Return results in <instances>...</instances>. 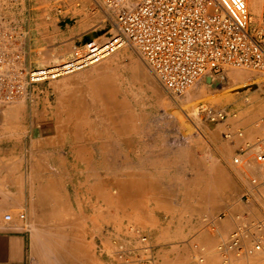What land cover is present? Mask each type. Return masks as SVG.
I'll use <instances>...</instances> for the list:
<instances>
[{
  "label": "rangeland",
  "instance_id": "rangeland-1",
  "mask_svg": "<svg viewBox=\"0 0 264 264\" xmlns=\"http://www.w3.org/2000/svg\"><path fill=\"white\" fill-rule=\"evenodd\" d=\"M258 5L261 20L264 0ZM10 23L27 32L28 60L33 66L52 63L91 38L105 41L115 33L112 22L93 0H0V26ZM82 35L83 41L73 40ZM103 64L109 70L97 78V96L115 93V126L108 113L102 116L104 123L61 121L70 114L68 94L61 89H55L50 97L35 92L33 100L0 104V163L19 162L26 177L23 190L27 197L16 213L31 235V264H126L114 250L117 243L141 245L140 235L132 227L150 238L152 247L146 251L149 264H191L199 257L205 258L201 264H223L215 250L222 239L210 250H202L205 244L196 246V234L190 232L193 216L197 212L206 215L215 196L229 202L227 208L218 209L215 221L240 206L244 209L246 192L256 179L260 208L251 203L260 219L264 218V163L251 152L247 163L235 164L238 144L223 137L227 122L210 119L201 110L204 106L237 109L238 117L229 121L244 127L248 134L261 135L264 89L255 84L260 77L253 70L227 67L224 73L215 78L206 75L182 96L173 97L130 45L97 66ZM81 71L48 82L54 84ZM38 86L35 88L41 91ZM132 136L145 137L152 152L168 150L178 161L176 165H181L180 169L152 170L150 178L153 183L165 172L174 176L177 184L172 187L179 197L176 209L181 217L166 218L163 208L154 202L143 216L125 191L130 171L98 170L97 164L88 162L101 149L128 150ZM195 150L197 162L188 164L189 153ZM42 152L53 155L54 162L36 163L35 154ZM45 172L50 177L40 178ZM226 176L229 194L223 190ZM170 177L166 175L169 182ZM206 227L204 223L200 231ZM162 258L165 261L161 263Z\"/></svg>",
  "mask_w": 264,
  "mask_h": 264
},
{
  "label": "built area",
  "instance_id": "built-area-1",
  "mask_svg": "<svg viewBox=\"0 0 264 264\" xmlns=\"http://www.w3.org/2000/svg\"><path fill=\"white\" fill-rule=\"evenodd\" d=\"M114 26L115 33L105 41L89 39L52 63L31 65L28 60L27 32L15 23L0 26V104L21 98L34 99L39 84L81 71L104 61L125 45L132 46L165 90L181 96L196 81L224 73L227 67L256 71L257 89H264V12L259 22L252 20L248 0H93ZM252 86V85H249ZM246 100L249 95L246 94ZM208 118L227 122L225 139L235 143L246 136L245 128L235 126L239 110L229 106H204ZM263 119L260 121L262 122ZM259 124V123H258ZM264 163L263 132L254 141L238 145L233 162L247 163L248 154ZM246 199L258 206L260 184L253 180ZM264 212V211H263ZM7 219L11 215L6 216ZM141 245L117 243L114 254L130 262L134 253L151 249L148 235L140 229ZM225 264L229 256L253 255L264 250V218L243 219L228 240L219 245ZM204 257L191 264H201Z\"/></svg>",
  "mask_w": 264,
  "mask_h": 264
},
{
  "label": "crops",
  "instance_id": "crops-1",
  "mask_svg": "<svg viewBox=\"0 0 264 264\" xmlns=\"http://www.w3.org/2000/svg\"><path fill=\"white\" fill-rule=\"evenodd\" d=\"M85 38V35L76 36L73 40L81 42ZM139 55V54H138ZM136 57V55H133ZM108 65H94L91 66L76 75L65 77L61 80L56 81L54 84L51 82H45L39 84L36 89L38 94L40 92L47 96H52L55 89H61L64 93L68 94L69 101L67 106L69 107L67 118H62L61 121H99L106 122V119H102V116L109 114L110 122L113 121L114 126L116 124V113H117V99L115 93L112 95L111 92L99 93L97 96V78H101L108 73ZM52 88V89H51ZM115 89V88H114ZM45 95V96H46ZM54 102V100L52 101ZM91 107H94L92 109ZM93 114L98 116L92 117ZM99 117V119H98ZM58 120V118H56ZM258 134V133H257ZM256 133L248 134L246 132L245 138L236 140L239 145L243 141H254L258 135ZM97 136V135H96ZM224 137V136H223ZM145 137L132 136L130 139L131 146L126 151L108 150L103 149L97 151V157H91L88 162L91 161L97 164V169H126L129 172V179L126 186V193L133 203V207L141 212L148 213L150 202L160 204L163 208L164 215L166 218H179L181 212L176 209L179 197L174 193L175 186L177 184L172 179L170 173H163V178L158 179L157 182H150L152 176V170H170L180 169L178 161L174 160L168 150L151 151L150 146L147 142H144ZM35 154V162H54L48 153ZM251 153V152H250ZM188 164L197 162V151H190ZM84 158V157H83ZM85 160V159H84ZM174 163V164H173ZM182 163V162H181ZM173 165V166H172ZM34 169H37V165ZM39 169V168H38ZM24 167L19 162L14 163H0V264H31V235L26 228L20 222L19 214L16 213L18 209L22 207V204L26 199V191L23 190V186L27 185L26 177L23 175ZM167 176H171L172 179H166ZM40 178L48 179L50 177L48 172L41 175ZM159 176V175H158ZM161 177V176H159ZM224 182L225 189L223 190L229 194L226 186L229 183L228 177L226 176ZM36 184V182H35ZM37 184H48L45 182H37ZM209 204V209L206 215H200L198 212L193 216L191 221L190 232L196 234L195 244H205L202 250L213 249L214 244L217 243L218 239H222L216 245V251L222 258L224 263V257L219 250V245L228 240L232 231L237 227L243 219L249 220H260L259 214L253 210V204L251 201H247L245 207L240 206L239 208L233 209L229 212V215L217 217L216 212L220 207L227 208L229 202L224 197L215 196ZM260 208V206H258ZM262 209V208H261ZM12 211L10 219L6 216L8 212ZM262 211V210H261ZM264 215V212H262ZM205 221V222H204ZM206 223V228L200 231L201 225ZM226 237V238H225ZM225 238V239H224ZM201 249V247H200ZM133 259L138 260L139 264H149L148 254L146 251H138L134 253ZM230 260L234 264H260L264 261V250L258 251L253 255H238L236 252H231L229 256ZM259 259V260H258ZM111 261H115L112 259ZM165 258L160 259V262H164ZM205 261V258H204ZM124 262V261H122ZM126 264L136 263L134 260L131 262H124Z\"/></svg>",
  "mask_w": 264,
  "mask_h": 264
},
{
  "label": "bare ground",
  "instance_id": "bare-ground-1",
  "mask_svg": "<svg viewBox=\"0 0 264 264\" xmlns=\"http://www.w3.org/2000/svg\"><path fill=\"white\" fill-rule=\"evenodd\" d=\"M261 0H248V3H249V10L251 11L252 13V20L254 22H258L259 20V17L261 16V9L259 7H257V5L260 3ZM259 6V5H258ZM109 29V28H108ZM135 50V49H134ZM66 52V51H65ZM246 77H249V76H238L237 78L238 79H243V78H246ZM252 80V79H251ZM186 92V91H185ZM182 96V95H181ZM174 97V96H173ZM204 105H201L200 107H198L199 109L201 107H203ZM198 109V112H200ZM53 226V225H52ZM57 227V226H56ZM49 228H47L48 230ZM53 232V231H52Z\"/></svg>",
  "mask_w": 264,
  "mask_h": 264
},
{
  "label": "water",
  "instance_id": "water-1",
  "mask_svg": "<svg viewBox=\"0 0 264 264\" xmlns=\"http://www.w3.org/2000/svg\"><path fill=\"white\" fill-rule=\"evenodd\" d=\"M210 79V78H209Z\"/></svg>",
  "mask_w": 264,
  "mask_h": 264
}]
</instances>
